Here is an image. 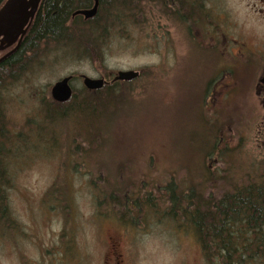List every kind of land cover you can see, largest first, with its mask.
Returning <instances> with one entry per match:
<instances>
[{
    "label": "rangeland",
    "instance_id": "1",
    "mask_svg": "<svg viewBox=\"0 0 264 264\" xmlns=\"http://www.w3.org/2000/svg\"><path fill=\"white\" fill-rule=\"evenodd\" d=\"M203 7L204 22L193 27L156 11L155 21L142 30L125 37L115 32L101 63L57 59L15 87L10 120L21 129L29 116L40 113L42 99L53 100L51 88L64 77L73 76L74 90H81L84 75L111 80L119 70H140L144 76L126 87L129 107L115 114L110 180L124 182L122 173L200 180L209 137L236 150L224 159L235 172L264 166V96L258 90L264 72V3L207 0ZM68 126L55 128L57 149L40 147L15 172L9 197L21 229L0 233V264H43L52 257L63 259L60 264L79 259L98 264L115 234L132 246L137 264H209L192 228L166 218L130 226L107 215L94 197L91 177L70 162L73 129ZM222 162L212 160L211 166L221 168ZM116 164L123 166L122 176Z\"/></svg>",
    "mask_w": 264,
    "mask_h": 264
},
{
    "label": "trees",
    "instance_id": "2",
    "mask_svg": "<svg viewBox=\"0 0 264 264\" xmlns=\"http://www.w3.org/2000/svg\"><path fill=\"white\" fill-rule=\"evenodd\" d=\"M206 1L100 0L97 15L89 20L73 14L91 8L94 0L41 1L20 46L9 55L16 45L0 51V233L21 229L9 197L16 170L40 147L57 149L55 128L64 123L73 129L70 162L91 177L94 197L107 208V215L115 214L130 226L166 218L180 228H192L209 264H264V166L235 172L224 160L236 151L229 145L209 137L203 178L193 182V176L153 179L143 173L129 178L122 173L124 182L115 183L107 176L116 151L111 135L115 114L129 107L126 87L140 80L144 71L134 81H116L100 90H74L67 102L42 99L40 113L29 116L21 129L8 116L15 87L57 59L69 56L101 63L115 32L125 37L135 28L142 30L155 21L156 11L193 27L204 18ZM5 2L0 0V8ZM33 135L38 140L33 141ZM215 159L223 160V167L211 166ZM116 165L122 176L123 166ZM56 189L53 186L51 192ZM68 194L62 195L65 200Z\"/></svg>",
    "mask_w": 264,
    "mask_h": 264
},
{
    "label": "water",
    "instance_id": "3",
    "mask_svg": "<svg viewBox=\"0 0 264 264\" xmlns=\"http://www.w3.org/2000/svg\"><path fill=\"white\" fill-rule=\"evenodd\" d=\"M42 0H6L0 8V51L6 50L16 45L9 54L15 51L21 44L27 33L28 27L37 14ZM100 0H94L91 8L78 9L73 16H83L85 20L95 17L98 13ZM1 61V60H0ZM140 70H119L114 74L112 82L123 81L130 82L140 78ZM73 76L64 77L52 86L51 96L57 102L69 101L73 94L71 86ZM107 81L104 77L93 78L87 75L83 76V84L89 90H100L104 88ZM264 86V77L260 80Z\"/></svg>",
    "mask_w": 264,
    "mask_h": 264
},
{
    "label": "flooded vegetation",
    "instance_id": "4",
    "mask_svg": "<svg viewBox=\"0 0 264 264\" xmlns=\"http://www.w3.org/2000/svg\"><path fill=\"white\" fill-rule=\"evenodd\" d=\"M260 1L262 3H264V0H260ZM199 22H204V21L198 20L196 22L197 25ZM211 28H213V26H211ZM215 29H216V33L218 36V34H219L218 32L220 31V26L218 24H215ZM111 77H112L111 80H107L106 77H104V78L107 81L113 83L112 82V80L114 78L113 73L111 74ZM263 77H264V72L261 76V79ZM72 80H73V78H72ZM71 86H72V81H71ZM72 88H73V86H72ZM258 90L264 96V86L262 84L258 85ZM73 91H74V88H73ZM121 228H123V230H126L125 224ZM131 249H132V246L130 244L125 243L121 237H119L116 234L111 235L106 242L105 252L102 253L101 259L99 260L98 264H137L135 258L131 254L132 253ZM55 256H57V253H55ZM48 260L45 261L46 264H48V262H50V261L53 262V264H60L62 262L64 263V260L59 258V257H55V258L52 257ZM76 260L77 259H74L73 262ZM73 262H71V263H73ZM77 262H78V264H96L95 261L92 259H79ZM45 263H43V264H45ZM30 264H33V263L30 262ZM34 264H36V263H34Z\"/></svg>",
    "mask_w": 264,
    "mask_h": 264
}]
</instances>
